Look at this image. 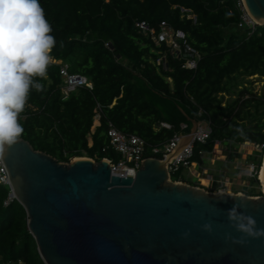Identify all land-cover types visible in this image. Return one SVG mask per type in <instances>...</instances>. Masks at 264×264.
<instances>
[{"label":"trees","instance_id":"trees-1","mask_svg":"<svg viewBox=\"0 0 264 264\" xmlns=\"http://www.w3.org/2000/svg\"><path fill=\"white\" fill-rule=\"evenodd\" d=\"M39 2L56 40L50 55L67 63L71 73L85 75L93 88L80 87L65 98L62 64L50 63L46 76L37 78L43 91L31 90L20 114V138L59 161L87 156L119 162L123 155L111 145L110 123L142 137L146 157L163 158L175 135L192 130L190 119L210 121L211 135L195 142L190 161L207 163L220 141L234 162L241 156L239 145L253 143L263 147L248 157L258 175L264 155V94L254 93L247 78L264 76V24L240 26L241 0ZM143 21L156 31L162 22L183 31L202 53L197 68L183 67L169 53L167 68L158 64L167 44L155 42L138 25ZM97 111L101 118L93 130ZM186 169L181 164L172 180L206 187L185 176ZM257 175L249 178L259 189L250 188L247 195L262 194ZM10 191L9 184L0 182V264H46L28 227L26 208L10 199Z\"/></svg>","mask_w":264,"mask_h":264},{"label":"water","instance_id":"water-1","mask_svg":"<svg viewBox=\"0 0 264 264\" xmlns=\"http://www.w3.org/2000/svg\"><path fill=\"white\" fill-rule=\"evenodd\" d=\"M243 3L264 24V0ZM190 120L175 150L146 157L135 175L114 173L108 158L59 161L24 138L7 147L1 158L45 263L264 264V195L172 180L170 157L199 125ZM241 217L255 220L252 232Z\"/></svg>","mask_w":264,"mask_h":264},{"label":"clouds","instance_id":"clouds-1","mask_svg":"<svg viewBox=\"0 0 264 264\" xmlns=\"http://www.w3.org/2000/svg\"><path fill=\"white\" fill-rule=\"evenodd\" d=\"M51 33L39 0H0V156L24 132L19 117L31 90L43 91L37 78L46 76L52 61ZM241 219L247 222L240 227L252 232L255 220Z\"/></svg>","mask_w":264,"mask_h":264},{"label":"built area","instance_id":"built-area-1","mask_svg":"<svg viewBox=\"0 0 264 264\" xmlns=\"http://www.w3.org/2000/svg\"><path fill=\"white\" fill-rule=\"evenodd\" d=\"M243 13H242V22H240V26L245 24L250 28H255L258 24L251 15L248 13L243 0L240 3ZM138 25L144 30H148L151 33V36L155 42L161 44L166 42L168 50L161 51L160 57L157 59L158 64H163L165 68H167L168 62V53L171 54L174 58L182 61V66L195 69L197 68L199 61L202 57V53L200 50L191 46L186 39V35L183 31L177 30L172 31L171 28L167 25L166 22H162L161 29L156 31L151 28L149 24L145 21L139 22ZM108 45V43H107ZM51 63L62 64L61 66V74L64 78V84L62 86L63 94L66 97L70 95L71 92L77 90L80 87H88L93 88V82L88 79L85 75L78 73H71L69 71V65L64 63L62 60H57L52 57ZM101 118V113L97 111L95 115V122L93 125V130L98 125L99 120ZM163 126L171 127L168 123H162ZM183 128L186 127V124L182 125ZM212 128L210 121L199 122L197 130L194 132V136L191 142L185 145V147L171 160L169 165V170L172 173L180 168L181 164L184 165L191 171V168L198 165L202 168V172L206 173V179L208 178L213 183H216V188H212L211 191H229L228 186L230 185V178L224 176H216L214 173H209L206 169L203 168V165L198 162L190 161V157L194 153V144L195 142H206V140L211 135ZM108 134L110 136L111 145L119 152L122 153L123 158L119 162H112L113 172L120 175H134L137 170L141 167L143 160L146 158L145 150H146V141L135 134H126L120 131L114 124L110 123ZM185 134H177L172 138V140L166 145L164 157L169 153L173 152L177 145L179 144L182 136ZM248 143V142H247ZM243 143V144H247ZM240 144L239 146L243 145ZM222 142L217 141L215 148L221 149ZM258 150L262 151L263 147L256 145ZM154 152H160V147H154ZM215 153V149H214ZM163 157V158H164ZM132 162V164H130ZM247 175L249 177H253L257 175V166L255 163L250 162L247 167ZM259 177V175H257ZM0 182L4 184H9L10 191V199L15 198L14 191L11 187V181L9 177V173L7 167L0 156ZM262 185V194L254 195V196H262L264 195V185ZM202 187V186H200ZM203 188H207L203 187ZM210 191V190H209ZM237 192V191H235ZM243 193L242 191H238Z\"/></svg>","mask_w":264,"mask_h":264},{"label":"rangeland","instance_id":"rangeland-1","mask_svg":"<svg viewBox=\"0 0 264 264\" xmlns=\"http://www.w3.org/2000/svg\"><path fill=\"white\" fill-rule=\"evenodd\" d=\"M247 80H249L247 84L253 89L254 93L257 95L264 94V76L255 74L248 77ZM256 148L257 146L253 143H247L239 146L238 152L241 154V156L238 157L234 162H230L227 159V151L229 149L223 144L221 149L215 148V153H213L214 155H211L210 158H208L207 163L203 164V168L209 173H214L216 176L229 177L231 181L230 185L228 186L229 192L242 191L246 194L247 190L250 188L259 189V185H253L251 179L247 175V167L250 163L248 162V157L254 150H258ZM201 170L202 168L196 165L191 168V171L187 168L184 171V174L190 178L195 177L199 182H201V184L207 186V190L211 191L212 188H216L217 184L213 183L208 178L206 179V173L202 172ZM259 181L260 189L262 191V181L260 179Z\"/></svg>","mask_w":264,"mask_h":264},{"label":"bare ground","instance_id":"bare-ground-1","mask_svg":"<svg viewBox=\"0 0 264 264\" xmlns=\"http://www.w3.org/2000/svg\"><path fill=\"white\" fill-rule=\"evenodd\" d=\"M244 5H245V4H244ZM245 7H246V6H245ZM246 9H247V7H246ZM247 11H248V9H247ZM248 13L251 15V17H252L256 22H258V23H261V22H262L260 19L254 17L249 11H248ZM177 154H178V153H177ZM177 154L171 156V157H170V160H172ZM76 158H77V157H73L72 160H75ZM135 174H136V173H135ZM135 174H134V175H135ZM259 178H260V180L264 183V159H263V163H262L261 168H260Z\"/></svg>","mask_w":264,"mask_h":264}]
</instances>
